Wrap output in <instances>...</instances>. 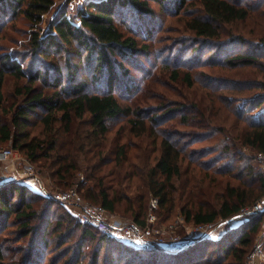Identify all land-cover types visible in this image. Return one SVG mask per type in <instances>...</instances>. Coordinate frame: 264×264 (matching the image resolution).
<instances>
[{"label": "trees", "instance_id": "obj_1", "mask_svg": "<svg viewBox=\"0 0 264 264\" xmlns=\"http://www.w3.org/2000/svg\"><path fill=\"white\" fill-rule=\"evenodd\" d=\"M55 2L0 0V33L17 28L18 20L27 27L19 48L10 45L15 35L0 44V147L12 143L30 162L49 166L63 186L83 170L86 199L139 225L150 196L164 219L178 202L194 224L245 218L218 239H198L178 252L133 249L81 222L66 203L11 179L0 183V264H51V251L65 242L58 264H245L264 218L261 210L243 212L264 196L256 160L264 154V31L246 37L233 26L264 17V0H83L52 13ZM170 17L183 20L189 39L164 50L156 43ZM238 68H259L263 76L244 82L209 73ZM160 74L214 92L258 90L229 101L241 124L234 136L213 125L178 136L165 124H189V107L197 106L142 103ZM7 76L16 82L10 98L3 92ZM215 104L216 98L211 110L221 108ZM119 121L115 135L124 132L130 141L111 148L107 136ZM75 122L86 130L72 135ZM222 131L221 157L230 154L228 160H207L209 146H192Z\"/></svg>", "mask_w": 264, "mask_h": 264}, {"label": "rangeland", "instance_id": "obj_2", "mask_svg": "<svg viewBox=\"0 0 264 264\" xmlns=\"http://www.w3.org/2000/svg\"><path fill=\"white\" fill-rule=\"evenodd\" d=\"M67 3H68V8L71 11L74 8H76V6L81 5L83 3V0H56L52 13L58 8H60L61 6L67 5ZM162 17L164 19L163 15ZM18 21L16 22V26H18L17 28L13 27L12 29H10L9 27L8 29L10 30L0 33V44L9 43V39L11 35H15L17 38V42L15 44L10 43V45L12 48L13 47L19 48L21 42H24V40L27 39L24 33L27 27H25V25L22 22H18ZM162 29L159 34V37L161 38L157 41L156 46L163 48L164 50H166L168 47L171 48L172 46L174 47L177 46L176 42L178 43L180 42L181 44H184V42H186L184 40L189 39L187 30L183 26V20H180L178 18L170 17V19L164 20V30L162 31ZM224 30H226V27L224 28ZM233 30L234 32L243 33L246 37L247 36L251 37L252 35L254 36V34L259 33V31L261 32L264 31V17L253 18L250 21H246L245 23H241V22L236 23L233 26ZM18 32H22V33L18 34ZM207 69L209 68L204 67L201 70L206 72ZM211 69L215 70L214 67ZM258 69L259 68L257 69L252 68L251 71L249 72H246V70L239 69V68L232 69V70L224 69L223 71H210L209 70V73L211 75L224 76L225 78H228V79L248 82V81L258 80L259 77L263 76L261 72L262 70L260 71ZM15 83L16 82L14 78H12L11 76L5 77L4 85H3V92L7 98H10L15 88ZM249 88H241V89H233V90H225V91L216 90L214 92V91H208L207 88L202 83L195 82V84L192 87H187L181 81L175 82V81L167 79L165 75L160 74L157 77H155L154 80L150 83L147 89L146 95L140 98V100H142V103H147L148 105H155V104H160L164 102L169 107H173V106H177L176 104L185 102L188 105L192 104L194 106H197V109L189 107L190 111L188 114L191 115V118H193L189 124H183L178 119H172L171 121L165 124L166 127L172 129L176 134H179L178 136H185L186 134L184 133L188 131H191V132L194 131L193 134H199L198 132L207 130L208 128L212 127V125L220 128L221 130L223 129L227 131L230 136H234L237 133V129L241 127V124L238 122L239 120L235 118V113L233 109L229 108L230 107L229 101L234 100L235 97H237L236 99H238L239 96H244V95L247 96L248 94H252L253 92H256L258 90L257 87H249ZM209 93H212V94H209ZM214 98H216L215 105L221 108L215 107L213 110H211L210 101H212ZM227 101H228V104H227ZM193 110H202L206 112V117L203 118L199 114V112L193 111ZM120 124H121V121L112 125L111 130L107 136L108 139L106 143H107V146H110L111 148L114 145V141H117V140H120L121 142L127 141V143L130 141V138L128 140L125 139L124 132H121L118 135H115L116 128ZM86 128L87 127L84 123L80 124L79 122H75L74 132L72 133V135H77L78 131L79 132L85 131ZM40 131H41V127L34 128L32 130L33 134H40ZM180 133H183V134H180ZM121 136H123L124 138H121ZM223 136H225V133H223L222 131L220 133H217L214 137L210 139H206V140L203 139L201 141H197L192 146L197 149H204L205 148L204 146H209L208 149H210V153L205 155L204 158L207 160H217L222 156V153L220 152L221 146H222L221 142L226 143L224 140L225 138ZM118 138H121V139H118ZM137 146L138 145L135 144L131 148V151H134L135 148H137ZM4 147L12 148L18 154V151L13 148L12 143L7 142L6 144H3L2 147L0 148H4ZM241 149H242V152H244V154L249 155L253 153L252 149L248 147H243ZM19 156L21 159L24 158L28 160L26 157L22 156L21 154H19ZM221 158L223 161H226L230 158V154H224L223 157ZM256 160L258 162V166L264 171V154L263 153L257 154ZM38 162L36 163L30 162V163L32 164V166L35 167V173H37V175L39 176V179L42 181L45 187V190H46V194L56 198L58 194L69 192L71 195H74L76 198H79L82 202H85L89 204L90 206L102 207L99 204L92 203L91 201H89L82 195L83 190H84V188H82V184L85 182V173L83 172V170L80 169V171L76 172L74 177L70 179V183L66 186H63L62 184H60V182H58L55 179L54 173L52 169L49 168V166H43L42 164L40 165V163ZM21 163H19L17 160H9L5 164H0V182L19 178V174L20 172H22ZM80 165L82 168L84 163L81 162ZM185 177L189 179L190 174L188 173L187 175H185ZM182 181L185 183L188 180L184 178ZM181 186H183V184ZM258 203L260 204V206L264 204V196L259 200ZM73 204L78 208V213L72 212V211L71 212L76 214L79 217V212H81L80 207L78 206V204L74 202ZM66 206L68 208L67 203H66ZM180 206H181V202H178V205L176 209L174 210V212L172 213V215L169 218L164 219L161 215H159L158 199L155 198L154 196H150L149 201H148V206H147L148 207L147 212L143 219L145 222L144 226L139 225L138 223H135V221H133L132 219H130L129 217L125 215L118 214L116 212H111L103 207L102 208L107 212L108 219L112 218L113 220H118L123 226L137 225V228L144 229L145 231L149 230V233H150L149 236L152 241L156 242L157 240H161L163 241V243H168V242L188 241L190 238H196L200 234L198 232H195V233L191 232L192 230L195 229V225L197 224H194L192 222H187L185 220L184 216L180 213ZM247 210L249 211V210H258V209L255 208V206H252V207H247L246 209L243 210V212L244 211L246 212ZM240 216L241 217L234 219L232 222H230V224L224 225L223 227L224 231L222 232V234L229 227L236 225L242 220V218H245L244 213L240 214ZM220 219L222 218H218L216 222L219 221ZM259 239L262 242V250L264 251V236L261 237V224L258 228L257 233L254 235L252 250ZM68 243L69 242H65L63 246H60V244L55 245L53 251H51L52 252L51 254L53 255L51 264H58L56 260L59 254L61 253V250ZM156 246L161 248L160 245H156ZM128 247H131V246H128ZM20 249L22 250V247H19V250ZM252 250L250 251V253L252 252ZM188 255L189 253L187 252L185 256H188ZM261 263L264 264V261H262Z\"/></svg>", "mask_w": 264, "mask_h": 264}, {"label": "built area", "instance_id": "obj_3", "mask_svg": "<svg viewBox=\"0 0 264 264\" xmlns=\"http://www.w3.org/2000/svg\"><path fill=\"white\" fill-rule=\"evenodd\" d=\"M9 160H17L19 163L22 162V172H20L19 178H17L18 182L27 184L34 190L44 195H48L46 194V190L42 181L39 179L37 173H35V167L32 166V164L28 160L24 158L21 159L19 154H17V152H15L12 148H0V164H5ZM56 198L64 203L74 202L78 204L81 210V212H79V219L81 220V222L91 223L97 226L102 234L111 236L117 240H120L123 244L136 249H143L160 245L161 248L165 251L176 252L182 249L184 245L191 244L193 241L198 239L207 238L210 240H216L224 231V225L230 224V222L235 219V217L226 218L220 219L217 222L215 221L210 223L197 224L195 225V229L191 232H198L200 233L199 236L196 238H190L188 241L163 243V241L157 240L156 242H154L149 236V230L145 231L144 229L137 228V225L123 226L118 220H113L112 218V220L108 219L107 212L102 207L90 206L89 204L82 202L79 198H76L74 195H71L69 192L58 194ZM258 202L253 206H255V208H257L258 210H262L264 212V204L260 206ZM263 236L264 220L261 223V237ZM262 261H264V251L262 250V242L259 239L245 264H262Z\"/></svg>", "mask_w": 264, "mask_h": 264}, {"label": "crops", "instance_id": "obj_4", "mask_svg": "<svg viewBox=\"0 0 264 264\" xmlns=\"http://www.w3.org/2000/svg\"><path fill=\"white\" fill-rule=\"evenodd\" d=\"M67 204L70 211L78 213V208L73 203H67Z\"/></svg>", "mask_w": 264, "mask_h": 264}, {"label": "water", "instance_id": "obj_5", "mask_svg": "<svg viewBox=\"0 0 264 264\" xmlns=\"http://www.w3.org/2000/svg\"><path fill=\"white\" fill-rule=\"evenodd\" d=\"M262 211V210H261ZM189 244H186V245H184L182 248H185V247H187Z\"/></svg>", "mask_w": 264, "mask_h": 264}]
</instances>
